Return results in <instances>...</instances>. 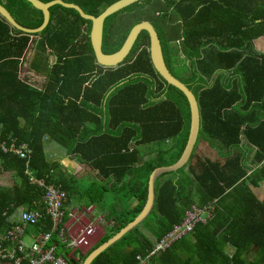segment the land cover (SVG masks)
<instances>
[{
  "label": "trees",
  "instance_id": "trees-1",
  "mask_svg": "<svg viewBox=\"0 0 264 264\" xmlns=\"http://www.w3.org/2000/svg\"><path fill=\"white\" fill-rule=\"evenodd\" d=\"M65 1L98 15L118 0ZM0 2L21 25L35 28L42 23V12L29 1ZM49 10V22L38 34H24L0 16V174L13 173L19 180L0 185V232L6 231L8 216L17 208L43 211L42 190L29 184L25 160L2 149V143L25 144L32 150L33 175L40 178L51 170L48 181L65 190L66 212L76 198L89 202L80 207L96 206L105 191L126 203L104 216L113 223L111 235L105 233L82 257L83 263L141 213L150 175L176 162L187 144L191 112L186 96L156 72L146 30L118 68L103 69L96 64L90 40L92 21L60 4ZM124 14L132 22L120 25ZM143 20L156 27L168 70L198 99L199 138L186 166L158 178L156 203L147 219L92 264H138L137 258H147L187 210L209 203L214 204L210 221L198 223L147 264H264V199L257 196V190H264V53L253 45L264 37V0H141L106 18L103 52L120 50L131 28ZM31 35L39 37L31 68L48 78L43 91L17 78V59ZM47 49L56 58L52 67ZM178 54L186 60L182 71ZM172 138L176 144L169 158L158 149L143 152L147 144ZM45 140L65 156H74L76 163L91 165L98 180L77 188L59 161L47 159ZM201 141L218 159L196 155ZM246 145L253 148L252 164L245 161ZM43 223L48 230V219Z\"/></svg>",
  "mask_w": 264,
  "mask_h": 264
},
{
  "label": "built area",
  "instance_id": "built-area-1",
  "mask_svg": "<svg viewBox=\"0 0 264 264\" xmlns=\"http://www.w3.org/2000/svg\"><path fill=\"white\" fill-rule=\"evenodd\" d=\"M38 39V36L31 35L28 46L17 59V78L22 83L43 91L48 84V78L31 68ZM46 53L48 66L52 67L56 63V58L51 55L50 50L47 49ZM2 149L25 160L24 174L29 184L42 190L40 202L43 211L20 207L8 216L9 226L4 232L3 239H0V259L12 264H83L80 263L82 257L94 248L93 239L102 223L101 217L88 224L76 226L81 216L70 207L68 212L65 211L67 209L65 190L60 185L48 181L53 171L50 170L40 178L34 176L30 167L32 150L25 144L17 146L16 143H12L8 147L2 143ZM213 212V203L203 207L193 205L184 214L182 221L159 241L147 258H137L138 264H147L152 257L165 253L179 239L193 232L198 223L205 224L210 221ZM46 219L50 222L48 230L44 229L46 224L43 221ZM26 233H31L33 237V243L29 246L24 240Z\"/></svg>",
  "mask_w": 264,
  "mask_h": 264
},
{
  "label": "water",
  "instance_id": "water-1",
  "mask_svg": "<svg viewBox=\"0 0 264 264\" xmlns=\"http://www.w3.org/2000/svg\"><path fill=\"white\" fill-rule=\"evenodd\" d=\"M27 1H29L35 8L39 9L42 12L43 20L38 27L30 28L18 23L10 14L7 7H5L1 2L0 16L3 17L10 24L11 27L20 30V32L24 34H38L42 32V30L46 27L49 22V9L51 6L55 4H60L63 7L76 9L78 12L81 13L84 18L92 21L90 40L96 57V64L97 66L103 69L118 68V66L122 64L130 55L142 30H146L150 37V57L156 72L166 81L167 85L176 88L184 96H186L190 106V129L187 144L186 146H184L182 154L172 165L158 167L152 172L148 181V196L143 210L133 221L128 223L126 226L122 227L112 237L106 240L105 243H103L100 247L93 251L83 262V264H92L100 255L103 254V252L117 244L118 241L124 235L128 234L129 232L140 226L151 214L156 203V182L158 178L166 173L175 172L189 163L195 146L197 144L201 128L200 106L195 94L180 80L174 77L168 70L165 64L164 53L159 34L157 32L156 27L150 20H143L135 24L131 28L129 35L120 50L112 54H106L103 52L104 26L106 18L111 14L127 6H131L141 0H118L117 2H113L112 4L107 6L98 15L87 13L82 5L77 4L75 2H67L65 0H49L46 2L42 0ZM139 202L140 201L137 200L133 204V208H135L139 204Z\"/></svg>",
  "mask_w": 264,
  "mask_h": 264
},
{
  "label": "rangeland",
  "instance_id": "rangeland-1",
  "mask_svg": "<svg viewBox=\"0 0 264 264\" xmlns=\"http://www.w3.org/2000/svg\"><path fill=\"white\" fill-rule=\"evenodd\" d=\"M131 22H132L131 19H129V17L126 14L120 16V19H119V24L120 25L121 24L122 25L130 24ZM215 46H219V44L216 42ZM254 46H255L256 51L260 53V49H261L260 43L256 42V45H254ZM175 59H176L177 63H180V69H181L180 71H182L183 69H186V68H184V65H182L184 63V61H186V60L182 59L180 57V54H178L175 57ZM186 72H188V71H186ZM189 73H188V75H189ZM182 76H184V73H182ZM167 94L170 97H174V99L176 101L179 100V97H176L173 93H167ZM175 144H176V138H174V139L172 138L170 140H166L165 139V140H162L160 142H153V143L147 144L143 148V152L149 154V153H153L156 149H158V150H162L165 153L166 157L169 158L172 155V150L174 149ZM55 146H56V150H59V146L58 145H55ZM45 147H47V144L45 145ZM203 147L204 146H198L196 148V151H195L196 155L201 156V158H211V157H213L215 159H218L217 152L213 148H211V147H209L207 145L204 148ZM245 147L247 148V158H246L245 161L247 163H249V164H252L253 148L248 146V145H246ZM59 153L63 155L64 151L63 150H59ZM50 156L51 155L49 153H46V157L47 158H49ZM146 158H149V157L147 156ZM70 160H71V158H70ZM195 161H196V158L193 159V163ZM68 163H69L68 161H65L62 164H68ZM86 167H88V166H86ZM89 171L92 172L93 169L91 167H89ZM70 173H72L71 168L66 169L65 174L70 175ZM12 175H14V174L13 173H8V172L7 173L6 172L5 173H1L0 174V185L1 186H12L14 184V182H18L19 180L18 179L14 180V177ZM76 175L77 176L72 174L71 177H73V179H76L75 185H76L77 188H80L81 190H83V189H86L87 187H90L93 184V180L91 178L87 177L85 179H82V178H80L81 174H76ZM181 175H183L182 172L177 175L179 180H180ZM174 178H175V176L173 177V179ZM257 196H260V197H262L264 199V190H262V189L257 190ZM88 203L89 202L87 200L83 201V202H80V201H78V198L72 199L71 208L74 209L73 211H76L77 214L78 213H82V215H83V216L80 215L81 219H80V221H78V224L76 226H82L84 224H88L90 221H93L94 219L96 220L98 217H101L102 223L100 224L99 229L97 231L98 232L97 236H99L101 233H104V232L106 233V236H110L111 232H109L108 228L110 226H112L113 223L111 221H109V220H106L104 218V216H106L108 218L107 215L111 213L110 209H115L116 211L122 210L124 207H126L125 201L116 199V198H114L112 196V193H110L109 191H105L102 194V196H101V200L96 204V206H97L96 211H95L96 212L95 213L96 216L94 217V219H93V217H88L86 215V213L83 212V208L84 207H80V206H87ZM121 204H124L125 206H121ZM132 207H133V205H132ZM86 209H88V208H86ZM144 230L147 231L148 228H146V229L144 228ZM4 232H5V228L3 229V231L0 232V239H3ZM31 235H32L31 233H26V235L24 237L25 243L28 246L33 243V237ZM228 252L231 253V251H228ZM254 258H255V253L253 254V256L252 255L249 256V259H254Z\"/></svg>",
  "mask_w": 264,
  "mask_h": 264
},
{
  "label": "crops",
  "instance_id": "crops-1",
  "mask_svg": "<svg viewBox=\"0 0 264 264\" xmlns=\"http://www.w3.org/2000/svg\"><path fill=\"white\" fill-rule=\"evenodd\" d=\"M256 42L260 43V53H264V37L263 38H260L256 41H253V45H256ZM255 47V46H254ZM184 59V58H183ZM109 69V68H107ZM114 69V68H112ZM45 144H47V147H46V150H45V154L46 153H49L51 156L49 158H47L49 161H59L61 164L64 163L65 161H68L69 163L68 164H62L66 169L68 168H71L72 170V173H70V175L74 174L75 176H77L76 174H81L80 175V178L82 179H85L87 177L91 178L93 181L94 180H98V175H97V170L94 169L91 165L89 164H78L76 163V161L74 160V156L71 157V160H70V157L68 156H65L64 154H60L59 153V150H56V146L54 144H50L48 143L46 140H45ZM132 144V143H131ZM208 146V144L206 142H203V143H200L199 146ZM203 147V148H204ZM206 156V155H205ZM68 157V158H67ZM201 157V156H200ZM213 158V157H211ZM88 166V167H86ZM89 167H91L93 169V171H89ZM65 169V170H66ZM188 169V168H187ZM78 178V177H77ZM96 208L97 206L93 205L91 206V209H86V207L83 208V212L86 213V215L88 217H94L96 216L95 215V211H96ZM80 215H82V213H78ZM83 216V215H82ZM110 228V227H109ZM98 234V233H97ZM105 235V232L104 233H101L99 236H94L95 239H93V244H94V247L95 246H98L100 243H101V239L102 237ZM88 254V253H87ZM158 256V255H157ZM0 264H12L11 262H8V261H0Z\"/></svg>",
  "mask_w": 264,
  "mask_h": 264
},
{
  "label": "clouds",
  "instance_id": "clouds-1",
  "mask_svg": "<svg viewBox=\"0 0 264 264\" xmlns=\"http://www.w3.org/2000/svg\"><path fill=\"white\" fill-rule=\"evenodd\" d=\"M244 127V126H243ZM242 136V142L244 143V144H246L245 142H247L246 140H245V138H244V135H241ZM9 262V261H8Z\"/></svg>",
  "mask_w": 264,
  "mask_h": 264
},
{
  "label": "flooded vegetation",
  "instance_id": "flooded-vegetation-1",
  "mask_svg": "<svg viewBox=\"0 0 264 264\" xmlns=\"http://www.w3.org/2000/svg\"><path fill=\"white\" fill-rule=\"evenodd\" d=\"M203 142H205V141H201L200 143H203Z\"/></svg>",
  "mask_w": 264,
  "mask_h": 264
}]
</instances>
